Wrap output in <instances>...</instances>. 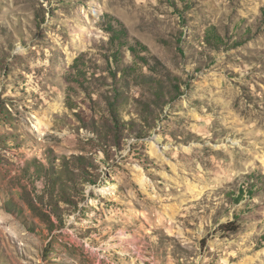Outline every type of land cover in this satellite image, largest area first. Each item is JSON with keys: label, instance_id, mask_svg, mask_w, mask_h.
I'll return each instance as SVG.
<instances>
[{"label": "rangeland", "instance_id": "obj_1", "mask_svg": "<svg viewBox=\"0 0 264 264\" xmlns=\"http://www.w3.org/2000/svg\"><path fill=\"white\" fill-rule=\"evenodd\" d=\"M0 264H264V0H0Z\"/></svg>", "mask_w": 264, "mask_h": 264}, {"label": "trees", "instance_id": "obj_2", "mask_svg": "<svg viewBox=\"0 0 264 264\" xmlns=\"http://www.w3.org/2000/svg\"><path fill=\"white\" fill-rule=\"evenodd\" d=\"M230 227H233V228H230ZM222 229L224 231H226V232H228V231H236L237 230V228H235V226H233V224H230V226H224V227H222Z\"/></svg>", "mask_w": 264, "mask_h": 264}]
</instances>
